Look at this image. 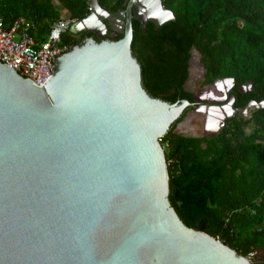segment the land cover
I'll use <instances>...</instances> for the list:
<instances>
[{"label":"water","instance_id":"water-1","mask_svg":"<svg viewBox=\"0 0 264 264\" xmlns=\"http://www.w3.org/2000/svg\"><path fill=\"white\" fill-rule=\"evenodd\" d=\"M124 5L110 13L92 0L70 29L96 38L59 55L42 86L0 61V264H252L256 252L239 254L180 219L160 142L194 104L172 134L208 135L182 127L184 120L228 98L216 127L202 122V131L217 132L236 111L227 95L233 78L213 82L225 84L222 97H198L188 85L194 68H204L192 47L184 88L193 100L153 97L131 20L144 30L148 20L158 28L174 16L161 0ZM109 29L122 36L104 38ZM261 107L264 99H252L236 115Z\"/></svg>","mask_w":264,"mask_h":264},{"label":"trees","instance_id":"trees-1","mask_svg":"<svg viewBox=\"0 0 264 264\" xmlns=\"http://www.w3.org/2000/svg\"><path fill=\"white\" fill-rule=\"evenodd\" d=\"M0 0V16L9 28L20 15L34 24L31 34L45 39L52 23L62 18L58 5L79 20L87 0ZM110 13L123 10L124 0H98ZM174 19L158 28L133 17L132 45L143 67L147 90L167 102L185 98L192 47L200 54L202 84L232 77L230 93L236 111L214 134H172L175 123L160 138L168 169L170 204L189 227L217 237L237 253L264 248V107L249 118L236 112L250 100L264 99V0H161ZM105 38L117 39L122 34ZM92 32L67 28L60 44L83 43ZM95 38V37H94ZM251 82L250 90L242 84ZM252 258V257H251ZM256 264H264L259 261Z\"/></svg>","mask_w":264,"mask_h":264},{"label":"built area","instance_id":"built-area-1","mask_svg":"<svg viewBox=\"0 0 264 264\" xmlns=\"http://www.w3.org/2000/svg\"><path fill=\"white\" fill-rule=\"evenodd\" d=\"M91 1L87 0L88 8ZM75 21L71 17L54 21L45 39L37 42L31 34L34 24L28 18L17 16L6 28L0 16V61L42 86L53 74L56 58L74 46L60 41L61 34Z\"/></svg>","mask_w":264,"mask_h":264},{"label":"rangeland","instance_id":"rangeland-1","mask_svg":"<svg viewBox=\"0 0 264 264\" xmlns=\"http://www.w3.org/2000/svg\"><path fill=\"white\" fill-rule=\"evenodd\" d=\"M58 9L61 10V13H62V7L60 5H58ZM107 22V21H106ZM193 70V69H192ZM192 75L190 77V80L191 82H189V85H188V88L190 90H192L196 95L199 94L200 91H203V90H208L210 88H208V85L207 84H200L199 80H200V76H198V69L194 68V70L192 71ZM215 88V87H214ZM214 88H211L212 90H214ZM217 91V90H216ZM221 92H219L220 94ZM220 121V119H216V123L218 125V122ZM190 126H191V129L193 128L194 132L196 134H199L201 132H204V133H207L208 135L209 134H214L215 132H212V131H202V122L201 120H199L198 116L196 118H193L190 122ZM206 126V125H205ZM209 128V127H207ZM210 132V133H209ZM257 255L255 256H252V258H250V262L252 264H256L257 262L259 261H264V248H261V249H258L256 251Z\"/></svg>","mask_w":264,"mask_h":264},{"label":"bare ground","instance_id":"bare-ground-1","mask_svg":"<svg viewBox=\"0 0 264 264\" xmlns=\"http://www.w3.org/2000/svg\"><path fill=\"white\" fill-rule=\"evenodd\" d=\"M145 2H147V4H146V6H149V2L148 1H145ZM223 88H225V86H222L221 84L219 85V90H220V94H222V89ZM226 91V90H225ZM219 94V93H218ZM209 97V96H208ZM214 97V96H213ZM225 102H223L222 104H223V106H220V105H212L211 107H207V106H201V107H199V109H198V111L197 112H195V114L194 115H192V116H188L185 120H184V123H183V126L182 127H186L187 125H189L190 126V122H191V120H192V118L194 117V118H196L197 116H195V115H197L198 113H203L205 116H208V118H207V120L209 121V122H207L205 119H204V117L202 116L199 120H201V122H203L205 125H206V127H212V128H214L215 127V125H217V123H216V120L215 121H213L212 119H221L224 115H225V113H226V110H227V107H225V104H224ZM227 105V104H226ZM222 113H223V115H222ZM209 115L212 117V119H211V117H209ZM215 117V118H214ZM215 122V123H214ZM191 129V128H190Z\"/></svg>","mask_w":264,"mask_h":264},{"label":"flooded vegetation","instance_id":"flooded-vegetation-1","mask_svg":"<svg viewBox=\"0 0 264 264\" xmlns=\"http://www.w3.org/2000/svg\"><path fill=\"white\" fill-rule=\"evenodd\" d=\"M108 32V31H107ZM111 35H112V33H111ZM105 36V35H104ZM94 37L96 38V35L94 34ZM105 38V37H104ZM196 69H198V76H200L201 78H200V80H199V82H200V84H202L201 83V81H202V75H203V72H201L200 71V69L199 68H196ZM220 84L222 85V86H225V84L224 83H222V82H220ZM220 84H213V82L211 83V84H207L208 86H211L210 87V89H208V90H203V91H200L199 92V94L197 95L198 97H200V98H210V97H212V96H214V97H222V94H218L219 92H220V90H219V85ZM215 87V88H214ZM211 88H214V90H212ZM224 89V88H223ZM231 89V88H230ZM217 90V91H216ZM230 93V90L227 92V95ZM209 96V97H208ZM228 100V98L225 100V102ZM203 103H207V102H203ZM208 103H210V104H214V103H212V102H208ZM225 104V107H227V105H226V103H224ZM193 106V108L195 107V104L194 105H192ZM222 115H223V113H222ZM195 116H198V118L200 119L202 116L204 117V119L207 121V122H209L208 120H207V118H208V116H205L203 113H198L197 115H195ZM209 117H211L210 115H209ZM213 117V116H212ZM212 117H211V119H212ZM194 118V117H193ZM192 118V119H193ZM215 118V117H214ZM217 119V118H216ZM216 119H212L213 121H215ZM215 123V122H214ZM217 125H215V127H216ZM186 127H188V128H191V126H189V125H187ZM209 128H212L211 126L209 127Z\"/></svg>","mask_w":264,"mask_h":264},{"label":"crops","instance_id":"crops-1","mask_svg":"<svg viewBox=\"0 0 264 264\" xmlns=\"http://www.w3.org/2000/svg\"><path fill=\"white\" fill-rule=\"evenodd\" d=\"M55 2H56V4H59L56 0H55ZM62 18H69L68 13H67V10L64 9V8H62Z\"/></svg>","mask_w":264,"mask_h":264},{"label":"clouds","instance_id":"clouds-1","mask_svg":"<svg viewBox=\"0 0 264 264\" xmlns=\"http://www.w3.org/2000/svg\"><path fill=\"white\" fill-rule=\"evenodd\" d=\"M69 29H70V27H69ZM85 40V39H84ZM76 45V44H75Z\"/></svg>","mask_w":264,"mask_h":264}]
</instances>
